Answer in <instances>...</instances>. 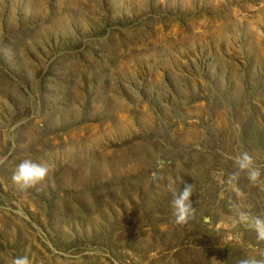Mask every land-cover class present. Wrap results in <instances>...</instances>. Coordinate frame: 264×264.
<instances>
[{
	"label": "rangeland",
	"instance_id": "374dc122",
	"mask_svg": "<svg viewBox=\"0 0 264 264\" xmlns=\"http://www.w3.org/2000/svg\"><path fill=\"white\" fill-rule=\"evenodd\" d=\"M0 157V264L264 258L231 207L264 217V0H0ZM24 159L52 168L21 191Z\"/></svg>",
	"mask_w": 264,
	"mask_h": 264
},
{
	"label": "clouds",
	"instance_id": "9594fccd",
	"mask_svg": "<svg viewBox=\"0 0 264 264\" xmlns=\"http://www.w3.org/2000/svg\"><path fill=\"white\" fill-rule=\"evenodd\" d=\"M226 159L232 160L236 167V171L228 176L225 181L228 187L240 194L237 187L241 173H246L247 179L253 185L262 183L261 166L255 164L254 158L249 152H241L237 156L224 154ZM6 157H0V164H3ZM160 167H163V162H160ZM52 168L51 163H38L31 159L22 160L15 168L12 174L13 183L21 190L26 191L29 188L36 187L41 182L45 181ZM152 179L158 180L159 177L153 173ZM172 191L171 208L174 217V223L177 225L187 224L195 215L196 209L193 207L191 196L193 195V184L185 183L182 190L170 189ZM233 208L236 221L235 223L242 224L246 228L256 233V239L259 242H264V217L252 215L250 212L244 211L239 204L231 205ZM210 218L206 217V222ZM8 264H32L28 256L13 257L8 261ZM239 264H264V258L257 259L256 257H248L241 259Z\"/></svg>",
	"mask_w": 264,
	"mask_h": 264
}]
</instances>
